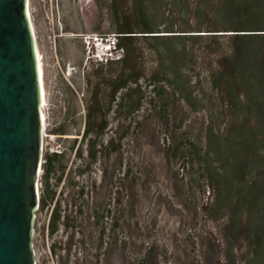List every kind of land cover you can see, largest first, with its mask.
<instances>
[{
	"label": "rangeland",
	"instance_id": "374dc122",
	"mask_svg": "<svg viewBox=\"0 0 264 264\" xmlns=\"http://www.w3.org/2000/svg\"><path fill=\"white\" fill-rule=\"evenodd\" d=\"M142 1L166 39L137 43L144 78L109 104L112 0H28L70 215L50 234L54 200L38 206L37 264H264V0Z\"/></svg>",
	"mask_w": 264,
	"mask_h": 264
},
{
	"label": "water",
	"instance_id": "95a60500",
	"mask_svg": "<svg viewBox=\"0 0 264 264\" xmlns=\"http://www.w3.org/2000/svg\"><path fill=\"white\" fill-rule=\"evenodd\" d=\"M42 120L28 0H0V264H37Z\"/></svg>",
	"mask_w": 264,
	"mask_h": 264
},
{
	"label": "trees",
	"instance_id": "16d2710c",
	"mask_svg": "<svg viewBox=\"0 0 264 264\" xmlns=\"http://www.w3.org/2000/svg\"><path fill=\"white\" fill-rule=\"evenodd\" d=\"M112 5L114 6V15L116 16V34L113 36L115 45L114 48L110 50L112 55L107 58L105 66L103 67L101 62H97L94 70L95 76L99 77V75L102 74L101 71L103 68L107 70V68L111 65L120 66V73L117 75L113 74L111 76L113 78H110L111 80H108L105 76L102 78L109 91V104L114 102L115 96L120 89L127 87L129 92V90H131V85L138 86L139 82L144 78L137 43L142 42L144 44H148L158 41L159 39H166L160 38L166 36L152 35L158 31H155V28H153L150 23L142 0H112ZM226 5V7L233 13L237 14V16H247L249 6L246 2L240 3L237 0H228ZM118 50H121V55L119 57L115 55ZM124 99V96L120 97V102L117 103L118 107H122ZM103 128L104 126L98 128L95 124L94 112H90L87 108L83 137L90 135L95 138L100 134ZM54 132L59 135L64 134L63 130L59 129ZM60 157L61 154L45 153L42 156L41 162L40 184L42 187L39 198L40 209L50 206L54 200V206L50 215V234L55 233L59 225L68 227L70 218V215L64 212L65 209H61L60 200L58 198L54 199L57 191L53 189L49 183L50 176L54 173L55 165L59 162ZM59 181L60 178H57L55 180V184L57 185ZM79 191L83 194V190Z\"/></svg>",
	"mask_w": 264,
	"mask_h": 264
},
{
	"label": "bare ground",
	"instance_id": "6f19581e",
	"mask_svg": "<svg viewBox=\"0 0 264 264\" xmlns=\"http://www.w3.org/2000/svg\"><path fill=\"white\" fill-rule=\"evenodd\" d=\"M32 29H33V27H32ZM33 32H34V30H33ZM36 52H37V58H38V70H39V79H40V89H41V96H42L43 108H44L45 100H44V88H43V82H42V69H41L40 56H39V53L37 51V47H36ZM44 121H45V118H44V114H43L42 129H44ZM42 143H43V141H42Z\"/></svg>",
	"mask_w": 264,
	"mask_h": 264
},
{
	"label": "built area",
	"instance_id": "2783aa9c",
	"mask_svg": "<svg viewBox=\"0 0 264 264\" xmlns=\"http://www.w3.org/2000/svg\"><path fill=\"white\" fill-rule=\"evenodd\" d=\"M97 39V38H96ZM111 46V48H110V50L111 49H113L114 48V38H113V40H112V43L110 44ZM109 53H110V56L112 55L111 54V52L109 51ZM117 57H119L120 55H121V50H118L117 52H116V54H115ZM43 131V135H42V140H43V138L45 137V134H44V129H42ZM51 153H56V154H60V151L58 150V149H51V151H50ZM41 162H42V160H41ZM40 173H41V170H40ZM38 187H40V182L38 181Z\"/></svg>",
	"mask_w": 264,
	"mask_h": 264
},
{
	"label": "flooded vegetation",
	"instance_id": "af4514ba",
	"mask_svg": "<svg viewBox=\"0 0 264 264\" xmlns=\"http://www.w3.org/2000/svg\"><path fill=\"white\" fill-rule=\"evenodd\" d=\"M42 1H44V0H42Z\"/></svg>",
	"mask_w": 264,
	"mask_h": 264
}]
</instances>
